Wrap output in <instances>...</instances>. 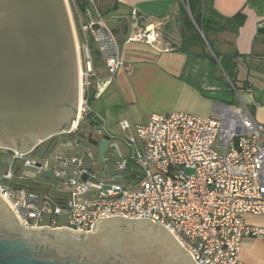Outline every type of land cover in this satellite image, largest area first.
Returning <instances> with one entry per match:
<instances>
[{"label": "built area", "instance_id": "1", "mask_svg": "<svg viewBox=\"0 0 264 264\" xmlns=\"http://www.w3.org/2000/svg\"><path fill=\"white\" fill-rule=\"evenodd\" d=\"M186 9L190 15L187 2ZM80 33L78 114L66 135L93 115L90 98L94 100L118 71L131 72L101 17L81 20ZM155 40L153 31L144 30L129 36L126 43L154 45ZM92 48L106 71L104 78L96 74ZM118 128L137 172L129 171L128 160L121 158L113 167L116 172L106 175L109 182L71 180L66 207L34 191H27L21 200L18 192L13 194L1 183L2 179L11 183L12 172L0 174V195L22 225L55 229L56 217L64 215L66 226L60 228L90 232L99 218H144L165 227L196 264H242V242L264 239V227L245 220L247 216L264 218V125L254 120L250 109L242 102L214 104L207 118L184 113L151 115L144 124L119 121ZM6 151L0 148L1 154ZM12 153L13 157L27 155ZM78 164L82 165L81 160Z\"/></svg>", "mask_w": 264, "mask_h": 264}, {"label": "water", "instance_id": "2", "mask_svg": "<svg viewBox=\"0 0 264 264\" xmlns=\"http://www.w3.org/2000/svg\"><path fill=\"white\" fill-rule=\"evenodd\" d=\"M79 96L76 35L67 0H0V148L7 150L0 155V174L14 176L11 183L2 179L3 185L49 196L66 207L71 180L109 182L106 175L116 172L122 156L117 137L107 133L103 121L91 116L84 120L87 128L65 134L76 120ZM12 150L27 155L13 157ZM0 264L196 262L152 220L99 218L90 232L25 228L0 195Z\"/></svg>", "mask_w": 264, "mask_h": 264}, {"label": "crops", "instance_id": "3", "mask_svg": "<svg viewBox=\"0 0 264 264\" xmlns=\"http://www.w3.org/2000/svg\"><path fill=\"white\" fill-rule=\"evenodd\" d=\"M82 2L81 20L101 17L121 48L125 67L131 68L118 71L95 98L92 116L103 121L111 137L117 134L115 122L144 124L151 115L171 113L207 118L214 104L242 102L264 125V0H204L200 26L188 14L187 0ZM238 14L245 16L244 23L232 20ZM187 17L194 31L185 28ZM144 30L155 33L154 45L126 43ZM92 50L96 74L104 78L102 61ZM245 220L264 227V218ZM239 257L242 264H264V239H245Z\"/></svg>", "mask_w": 264, "mask_h": 264}, {"label": "rangeland", "instance_id": "4", "mask_svg": "<svg viewBox=\"0 0 264 264\" xmlns=\"http://www.w3.org/2000/svg\"><path fill=\"white\" fill-rule=\"evenodd\" d=\"M67 4H68V7H69V11H70V16H71V20H72V25H73V28H74V31H75V35H76V41L78 43V46L81 45V42H82V36H81V33H80V21H81V17H79V14H78V7L76 5V2L75 0H67ZM80 75V74H79ZM98 104V102H96V100L90 98L89 99V102H88V105L91 107V109L95 110V107L96 105ZM114 124L117 125V123L115 122ZM116 131H117V134L115 135L117 137V143H119V147L121 149V156L122 158L124 159H127L128 160V163H127V168L129 169V171H133V172H137L136 170V167L134 166V164L129 160V157L131 155V150L126 146V143L122 137V133L120 132L119 128H118V125L116 126ZM81 128H87V124L85 121H83L80 125ZM110 155H113V153L110 151L109 152ZM1 155V153H0ZM13 191V190H12ZM13 194L16 192H12ZM19 196H20V199L23 200V198L25 197V194H26V190L24 189H21L19 190ZM45 223H49V222H45ZM55 225L56 226H66V220H65V216L64 215H60L58 217H56L55 219Z\"/></svg>", "mask_w": 264, "mask_h": 264}, {"label": "trees", "instance_id": "5", "mask_svg": "<svg viewBox=\"0 0 264 264\" xmlns=\"http://www.w3.org/2000/svg\"><path fill=\"white\" fill-rule=\"evenodd\" d=\"M188 1V7H189V10H190V13H191V16L194 20V22L197 24V26H200V19L198 18V15H199V11L202 10L203 6H204V0H187ZM76 2V5L79 7L78 9L80 11L83 10V7H84V3L82 2V0H75ZM184 3V2H183ZM182 3V4H183ZM184 6V5H183ZM232 20H235V22L238 24V23H244L245 21V16L244 15H236ZM187 21L189 22H186L184 25H185V28L189 31L190 28H193V31H194V26L192 25L191 21L188 19L187 17ZM201 29V27H200ZM196 32V31H195Z\"/></svg>", "mask_w": 264, "mask_h": 264}, {"label": "bare ground", "instance_id": "6", "mask_svg": "<svg viewBox=\"0 0 264 264\" xmlns=\"http://www.w3.org/2000/svg\"><path fill=\"white\" fill-rule=\"evenodd\" d=\"M77 40V39H76ZM76 47H77V54H78V59H79V46H78V43L76 41ZM79 74H80V70H79Z\"/></svg>", "mask_w": 264, "mask_h": 264}, {"label": "flooded vegetation", "instance_id": "7", "mask_svg": "<svg viewBox=\"0 0 264 264\" xmlns=\"http://www.w3.org/2000/svg\"><path fill=\"white\" fill-rule=\"evenodd\" d=\"M88 121H89V120H88ZM119 149H120V147H119ZM120 153H121V149H120ZM111 157H113V159H117L116 154H113Z\"/></svg>", "mask_w": 264, "mask_h": 264}]
</instances>
